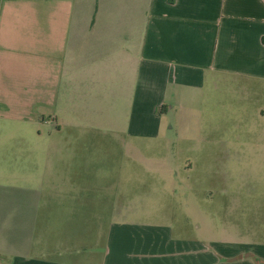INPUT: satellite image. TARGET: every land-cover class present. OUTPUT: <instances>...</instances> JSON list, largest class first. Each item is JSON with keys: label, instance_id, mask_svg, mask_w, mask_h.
<instances>
[{"label": "crops", "instance_id": "0c3cea01", "mask_svg": "<svg viewBox=\"0 0 264 264\" xmlns=\"http://www.w3.org/2000/svg\"><path fill=\"white\" fill-rule=\"evenodd\" d=\"M0 118V264H264V0H0Z\"/></svg>", "mask_w": 264, "mask_h": 264}, {"label": "rangeland", "instance_id": "374dc122", "mask_svg": "<svg viewBox=\"0 0 264 264\" xmlns=\"http://www.w3.org/2000/svg\"><path fill=\"white\" fill-rule=\"evenodd\" d=\"M179 121L182 125V119L179 118H173L172 116H165V118L162 121V126L163 128H168L169 125L172 126H178ZM34 129L35 125L33 126ZM37 129L41 127V125H37ZM14 128V125L11 124L8 120H4L3 118H0V144H9L14 142V140L11 138L10 132H8V129ZM36 129V130H37ZM33 130L32 134V141H37L36 137L37 136V131ZM174 132L171 137H175ZM65 139L67 138H72V136L65 135ZM88 138L90 141H88ZM107 136L100 135V134H95V135H82L79 137V139L75 142L79 143L78 146L76 147L75 152L73 153V157L75 159H88V160H93L94 162V171L95 174L98 176H104V179L109 178V177H115V175H118V170L114 168L119 162H122L121 160H125V162H130L132 159H149L153 156H161L165 152H160V146L155 142H149L152 143L151 146L154 147L152 150H143V147L145 146V142H138L142 150L139 151H133L131 149H127L125 151L119 150L118 148H115V146L110 145V141H108ZM89 142V147H86L82 149V143H87ZM114 144V143H113ZM143 144V145H141ZM154 150V151H153ZM71 153V152H69ZM182 158V156H179ZM156 159H161V158H156ZM131 169H128V171ZM234 171V170H233ZM109 172V173H107ZM100 174V175H99ZM95 175V176H97ZM109 176V177H108ZM103 178V177H102ZM107 180V179H106ZM98 181V179H96ZM76 217V215H75ZM67 218L70 220L71 218L74 219V216H67ZM70 222V221H68Z\"/></svg>", "mask_w": 264, "mask_h": 264}]
</instances>
